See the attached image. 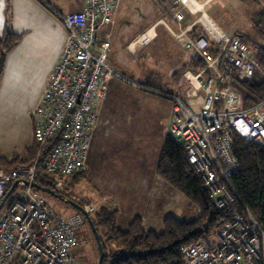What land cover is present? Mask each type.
<instances>
[{"label":"built area","instance_id":"built-area-1","mask_svg":"<svg viewBox=\"0 0 264 264\" xmlns=\"http://www.w3.org/2000/svg\"><path fill=\"white\" fill-rule=\"evenodd\" d=\"M174 1L180 5L173 10L174 18L183 28L177 33L167 27L177 39L184 38L185 48L199 53L205 66L183 73L191 95L163 94L172 101L169 133L184 144L219 212L215 239L205 236L186 245L185 264H264V228L241 207L229 180L238 168L232 153L235 134L264 146V99L243 108L230 86L234 76L243 80L253 76L257 69L253 50L240 37L221 29L198 1ZM119 2L84 0L83 10L58 13L67 34L34 113L40 150L28 166L0 169V202L17 183L0 209V264H75V230L84 224L85 215L77 211L68 218H57L36 192L35 177L50 175L56 190L63 192L64 179L86 169L92 131L109 82L114 77L124 79L107 62L110 35L102 33L113 23ZM187 14L197 19L185 23ZM196 25L211 36L215 53L204 39L194 41L187 36ZM147 33L127 49L133 51L136 43L148 42ZM190 97L200 98L199 105L192 104ZM82 207L89 215L95 209L92 204Z\"/></svg>","mask_w":264,"mask_h":264},{"label":"rangeland","instance_id":"rangeland-1","mask_svg":"<svg viewBox=\"0 0 264 264\" xmlns=\"http://www.w3.org/2000/svg\"><path fill=\"white\" fill-rule=\"evenodd\" d=\"M226 1L229 2L230 0ZM243 1L247 5L240 7L239 10H241V13L245 14V12L248 11L249 14L252 13V15L255 16L256 13L264 9V0ZM238 2L239 0H236L235 4ZM176 8L177 7H175V9ZM208 10L209 9H207V11ZM242 17L244 21L249 24V19L244 15H242ZM159 18H164L171 26L174 25L171 22V19L165 15L163 6L157 0H120L117 11L113 17V23L106 26L102 33L104 34V37L108 34L111 35V47L107 57L108 64L111 65L116 72L120 75L123 74L125 77L123 76V82L121 78H119L120 82L116 85V87L119 86L120 91H115L118 96L114 97V109L110 110V112H104L103 117L101 118L102 121L100 125L102 126L103 133L99 137V142L96 139L93 152L99 160H96L94 167H92L89 172L86 171L74 174L64 179L65 190L63 192L56 190L55 185L53 184V179H49L53 186V188L51 187L50 189L59 194L61 198L71 199L78 204H83V206L92 204L95 209L103 205L116 208L119 211L117 217V226L119 228H126L132 218L138 215L144 222V228L156 233L163 230V221L168 216H174L182 220H189L194 214L193 211H195L193 210L194 207H188L189 204L187 203L186 198L175 188L171 187L161 178V181L168 186L159 185L154 180L156 176H154L152 167L155 162V164H157L164 142L167 139L168 134H170L169 126L171 124L173 112L171 110L170 100L154 96L157 94H149L136 89L139 88L138 86H141L143 82L139 75L132 73L133 69L138 65L141 72L149 69L155 70L158 66L155 65V59L153 60V58L158 52H160V55L163 52V49H160L159 46H162L164 41L167 42V40H170L173 44L177 43L170 37L165 38L164 35H161L155 42L147 46H140L142 43H136L139 44L136 49L138 54L134 56H130L125 50L127 46L134 43L131 42L127 44L128 42L155 23ZM190 18L191 19L189 20L186 18L185 23H193L194 20L197 19V16ZM179 26L180 29L178 31L175 29V32L177 33L183 28L182 25ZM220 28L223 29L221 26ZM159 30L165 31V28L160 26ZM192 30L187 33L189 38L194 41L204 39L208 42L207 46L209 49L212 48L211 50H213L214 43L209 34L207 38H193L191 36ZM226 33L230 34L228 31H226ZM152 39V36H149V41L143 45L148 44ZM179 40H182L183 44L184 38ZM262 41L263 40L257 33V35L254 38H251L249 42H245H247L248 46L253 50V60L257 67L255 72L259 70V72L264 75L256 58L258 47L264 44ZM23 44L25 47L17 49L14 56L13 53L11 54L13 58L10 61H8L7 56L4 68L5 73L3 71L4 74L2 73L0 76V107H4L3 104H5V107L8 106L15 109V113H27L25 109L30 112L33 142L30 147L35 148L36 145L40 147V144L35 136L36 129L34 113L40 106L51 73L61 57L65 40L61 47L62 49L54 50L52 46L53 51L44 50L46 54L38 57H35L30 53L26 42ZM192 49L194 50V48ZM192 51L189 49L182 51V53L179 52L175 60L176 65L179 66V62L183 59H187L188 55L190 56L193 53ZM146 55L148 58L143 60V57ZM54 56H58V59L52 71L49 72L51 64L55 60ZM150 58L152 59L150 60ZM174 67L175 65L172 63L171 67H168V70L164 71L166 77L170 75L171 71H173L172 68ZM165 84V90H171V92L177 91L169 82ZM178 86V91H183L188 87V84L183 78ZM116 87L112 86V89L116 90ZM145 88L148 89L147 91L153 89L148 86ZM181 93H178V95ZM163 94L169 93H165V91L159 92V95ZM183 95L189 96L190 93L186 92ZM199 96L201 98L202 94H199ZM238 97L241 104V96L239 95ZM94 130L92 131V136ZM6 133L10 135L11 139L9 129L6 130ZM104 136H106V140ZM18 148L19 147L11 148L8 151L9 154H12L8 155L9 158H16V162H12L9 169L4 166L0 169L12 170L18 165L28 166L35 160L36 156H33L32 158V156L30 157L28 154L27 160L19 161L20 155ZM22 151L24 152V149H22ZM0 156H2V158H8L1 154ZM113 173L116 174L113 175ZM39 176L52 177L47 174L36 175L34 188L36 192H39V194L46 200L49 210L57 218H68L75 212H79V210L66 203L63 199L42 191V188L39 186L36 187V178ZM112 199L116 200L121 208L119 205L115 206ZM120 202H123L124 206H122ZM3 206L4 204L2 207ZM95 209L93 213H95ZM75 232L78 238V243L75 249H73L75 264H98V245L89 222L86 220L82 226L76 228ZM100 232L103 235V229H101ZM207 236L215 239V227L210 229V233H208ZM197 253H199V251Z\"/></svg>","mask_w":264,"mask_h":264},{"label":"trees","instance_id":"trees-1","mask_svg":"<svg viewBox=\"0 0 264 264\" xmlns=\"http://www.w3.org/2000/svg\"><path fill=\"white\" fill-rule=\"evenodd\" d=\"M163 1L175 6L173 0ZM252 22L264 43V9L252 17ZM200 28L199 25L193 28V38H207L208 34ZM20 38V34L10 30L0 37V76L8 54L16 47ZM211 51L215 53L214 50ZM256 58L264 72V44L258 47ZM186 66L199 70L205 66V61L193 50ZM223 69L227 68L223 66ZM230 86L241 96L240 106L243 108L264 99V75L259 70L251 79L243 80L234 76ZM30 148L27 153L33 158L40 147L36 145L35 148ZM232 153L238 168L230 175L229 180L237 200L264 228V146L246 141L235 134ZM15 160L16 158L0 156V168L4 166L9 169ZM156 172L158 177L186 198L188 207H194V214L189 220L168 216L163 221V230L156 233L146 230L139 216L132 218L126 228H119L116 208L107 205L96 208L95 213L91 214V219L104 251L102 264H185L184 247L203 239L210 233V229L215 227L219 212L204 187L203 177L194 169L184 144L170 134L159 154ZM49 179V176H39L36 178V184L42 189L53 188Z\"/></svg>","mask_w":264,"mask_h":264},{"label":"crops","instance_id":"crops-1","mask_svg":"<svg viewBox=\"0 0 264 264\" xmlns=\"http://www.w3.org/2000/svg\"><path fill=\"white\" fill-rule=\"evenodd\" d=\"M157 1L163 6L165 15L169 17V19H171V22L174 25L171 26L166 22L164 18H159L155 23L150 25L147 29L143 30L138 36H136L133 40H131L127 44L131 42H136L138 38L143 33H146V31L148 32V30L152 31L153 39L148 44L146 45L140 44V46H147L149 44H152L161 35L162 36L164 35L165 38L170 37L177 44H173L171 43L170 40H167V42L164 41V44L162 46H159L160 49H163V52L161 55L160 52H158L153 58V60L155 59V65L158 66L157 68H155V70L149 69L147 71L141 72L139 70L140 68H138L139 65L133 69L132 73L139 75L143 82V84L139 82L143 86L142 85L138 86L139 88L136 89H139L140 91H144L149 94H157L154 96L157 97L159 96L160 98H164L166 100L167 99L170 100V99L164 95H159L160 91L161 92L165 91V93L174 94V95H178V93L181 92L182 93L180 95H183L186 92H189L191 95L192 93L190 91H187V87L183 91H178L179 89L178 84L184 78L183 77V73L185 71L184 69L186 68L191 69L186 65L188 64V61L190 60L192 54L190 56L188 55L187 59H183L182 61H180L179 66L176 65L175 60H176V56H178V53L179 52L182 53V51L189 49H186L183 46L182 40L176 39L171 34V32L168 30V27L166 25L162 23H158L160 20H164L169 25V27H171L174 31L175 29L178 31L180 29L179 26L180 24H178L170 14L173 13L175 6H173L172 4H168L163 0L161 2L160 0ZM196 1L201 3L204 6V10L206 12L209 11L208 14L211 16V18L214 21H216L218 25L223 27L224 30L228 31L230 34L237 35L238 37H240L241 39L247 42H249L251 38H254L257 35L258 32L255 26L253 27V23H252V17H253L252 13L249 14L247 11L244 14L241 13V10H239L241 6L247 5L246 3H244L243 0H239L237 4H235L236 0H230L229 2H227L226 0H196ZM83 8H84V0H0V37H3L7 30H10L16 34L21 35V38L18 44L16 45V47L8 54V61H10L13 58L17 49H19L20 47H25V45L23 44L25 42L27 44V47L29 48L30 53L35 57L46 54L45 51H53L52 46L54 50L62 49L61 47L63 46L66 37L65 36L66 29L62 20L58 17V13L67 14L71 12H79ZM207 9L209 10L207 11ZM242 15L246 16V18L249 19V24H247L244 21ZM190 17H196V16H190L187 14L186 16L187 20L191 19ZM160 26H163V28H165V31L163 30H162L163 32L160 31L159 30ZM200 38H204V37H200ZM138 45L139 44H136V47L134 48L133 51L128 50L127 47L125 48V50L128 52L130 56H134L138 54L136 52ZM110 47H111V43H110ZM12 53L13 56H11ZM146 58H148L147 55L143 57V60H145ZM54 59L55 60L51 64L49 72L52 71L54 65L56 64L58 56L56 57L54 56ZM151 59L152 58H150V60ZM172 63L175 65V67L172 68L173 71H171L170 75L166 77L164 71L168 70L167 68L171 67ZM4 73H5V69H4ZM121 75L124 76L123 74ZM119 80L120 79L116 77L110 80V85L108 87L106 97L102 102V104L100 105V109H98L97 126L93 132L92 142L89 149L85 172L86 171L89 172V170L92 169V167H94L96 160H99L96 158V155L93 154L95 148L94 147L95 141L97 139L99 142V137L103 133L102 126L100 125L102 121L101 118L103 117V113L106 111L110 112V110H113L115 107L114 97L118 96L115 91H120L119 86L116 87V85L119 84L120 82ZM121 80L123 82V79ZM167 82H169L172 85V87L175 88L177 91L171 92V90H165L166 89L165 83ZM112 86H115L116 90L112 89ZM146 86L151 87L155 90L150 89V91L152 92L147 91L148 89L145 88ZM190 102L195 106H198L200 103V98L198 99V98L190 97ZM3 105L4 107L3 106L0 107V154L8 157L9 159L8 155H12V154H9L8 151L11 148L19 147L18 148L20 155L19 161H25L28 159V153H27L28 148H30V146L33 143L32 122L30 118V112H28V110L25 109L27 113H22V112L15 113L16 111L15 109L8 106L5 107L6 106L5 104ZM170 106L172 110L171 100H170ZM7 129H9V133L11 134V139H10V135L6 133ZM104 137L106 140V136ZM22 149H24V152L22 151ZM155 163L153 164L152 167L154 176H156L154 178L155 182H157L159 185L168 186L163 181H161L160 177H158L156 172L157 164ZM115 174L116 173H113V175ZM112 202H114L113 204L115 206L119 205L120 207V204H118L116 200L112 199ZM120 203L122 204V206H124L123 202Z\"/></svg>","mask_w":264,"mask_h":264},{"label":"water","instance_id":"water-1","mask_svg":"<svg viewBox=\"0 0 264 264\" xmlns=\"http://www.w3.org/2000/svg\"><path fill=\"white\" fill-rule=\"evenodd\" d=\"M16 184L17 183L15 182L11 186V188L9 189V191L6 193L5 197L3 198L2 202L0 203V208L2 207V205L4 204L6 198L12 192V190L14 189V187L16 186ZM35 186L38 187V185H35ZM41 190L44 191V192L49 193L52 196H55L57 198H61V196L59 194H57L52 189H41ZM61 199H63L66 203L72 205L74 208H76L77 210L81 211L85 215L86 220L89 222V224H90V226L92 228V231H93V233L95 235V239H96V242H97V245H98V250H99V260H98V264H102V261H103V258H104V251H103V247H102V244H101V240H100L99 234H98L96 228L93 225L91 216L88 213H86V211L83 209V207L80 204L74 202L73 200L68 199V198H61Z\"/></svg>","mask_w":264,"mask_h":264},{"label":"bare ground","instance_id":"bare-ground-1","mask_svg":"<svg viewBox=\"0 0 264 264\" xmlns=\"http://www.w3.org/2000/svg\"><path fill=\"white\" fill-rule=\"evenodd\" d=\"M173 3H174V5H175V7H179V6H180V5L176 4L174 0H173ZM170 14H171L172 18L175 20V18H174V14H173V13H170ZM175 21H176V20H175ZM176 22H177V21H176ZM158 23H162V24H164V25H166V26H169L164 20H160ZM147 35L152 36V31H149V30H148Z\"/></svg>","mask_w":264,"mask_h":264},{"label":"clouds","instance_id":"clouds-1","mask_svg":"<svg viewBox=\"0 0 264 264\" xmlns=\"http://www.w3.org/2000/svg\"><path fill=\"white\" fill-rule=\"evenodd\" d=\"M207 13V12H206ZM208 14V13H207ZM209 15V14H208ZM210 16V15H209ZM211 17V16H210ZM83 205V204H82Z\"/></svg>","mask_w":264,"mask_h":264},{"label":"flooded vegetation","instance_id":"flooded-vegetation-1","mask_svg":"<svg viewBox=\"0 0 264 264\" xmlns=\"http://www.w3.org/2000/svg\"><path fill=\"white\" fill-rule=\"evenodd\" d=\"M80 204V203H79ZM81 205V204H80ZM82 206V205H81Z\"/></svg>","mask_w":264,"mask_h":264}]
</instances>
